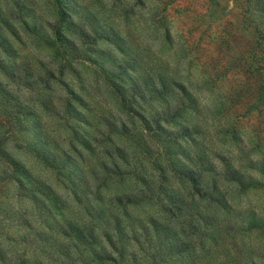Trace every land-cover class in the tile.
Wrapping results in <instances>:
<instances>
[{
    "label": "rangeland",
    "instance_id": "rangeland-1",
    "mask_svg": "<svg viewBox=\"0 0 264 264\" xmlns=\"http://www.w3.org/2000/svg\"><path fill=\"white\" fill-rule=\"evenodd\" d=\"M66 2L78 32L67 31L68 36L86 51L87 39L80 35L89 34L96 49L91 59L79 58L72 66L50 44L48 22L58 19L54 0H0V37L8 40L6 47L0 45V139L53 185L65 205L61 212H48L31 199L30 190L4 178L0 167V264H73L75 257L77 264H94L87 251L83 259L64 256L57 218L63 211L62 219H73L79 208L91 212L99 205L125 211L126 231L152 216H168V225L161 219L163 236L165 226L183 229L187 235L182 237L197 247L194 254L201 243L211 248L209 256L217 264H264V0ZM104 69L109 79L113 72L120 74L118 83L146 92L161 79L186 86L187 98L177 91L169 96L173 105L182 102L186 108L164 123L175 131L191 129L180 138L184 155L170 156L144 124H132ZM68 96L83 121L67 110ZM155 103L165 107L161 98ZM144 111L149 115L152 107L144 105ZM123 119L134 139L111 131V123ZM76 130L92 141L89 149ZM106 145L109 157L103 158ZM118 146L125 149V160L115 152ZM32 147L62 157L65 151L62 169L72 173L73 181L58 176ZM171 158L181 173L171 170ZM234 170L245 183L252 178L258 184L242 189L227 177ZM194 179L202 189L198 193L216 187L215 195H226L224 208L206 196L198 199ZM141 189L144 199L137 203L111 200ZM171 199L175 208L166 213ZM135 247L129 246L122 264H147L142 256L130 261Z\"/></svg>",
    "mask_w": 264,
    "mask_h": 264
},
{
    "label": "trees",
    "instance_id": "trees-1",
    "mask_svg": "<svg viewBox=\"0 0 264 264\" xmlns=\"http://www.w3.org/2000/svg\"><path fill=\"white\" fill-rule=\"evenodd\" d=\"M54 2L57 6L58 19L54 22H48V26L52 31L51 37H53L50 39V44L57 50L58 56L66 66H72L79 58L91 59L92 57L90 54L96 53V49L93 46L95 44V39L89 40L92 38L89 34L80 35L81 38L87 39L84 40L83 43L89 45L86 51L82 49L78 40L75 37L70 38L67 34V31L72 34L73 32L78 34V32L75 27L76 25L70 20L71 12L69 8H67L68 4L66 0H54ZM90 32L95 33L97 30L92 29ZM42 36L44 39V34H42ZM102 37L109 39L107 35ZM0 38V45L6 47L8 40L5 39V37ZM114 38L117 39L116 36H114ZM104 56L105 54H103L102 58L105 60ZM63 63H61V71L64 69ZM119 68L121 69L120 72L123 74L125 71L122 69V63H119ZM103 74H105L108 83H110L112 89L120 98V105L126 113L127 118L132 120V124H136V122L144 124L145 129L149 131L154 138L166 145L167 153L170 156H174L177 153L185 154L183 150L181 152L179 151L183 148V145L180 144V138L189 135L191 129L186 126L183 129L175 131L164 125L165 122L171 123L173 119L177 117L180 110L186 108L187 105H183L182 102L173 105L171 99H169L171 94L175 96L176 91L183 99L187 98L188 94L185 85L161 79L160 82H155L150 85L148 87L150 89L149 92H146V90H144L145 87H127L122 83H118L116 77L120 74L117 75V73L113 72L110 75V79L109 70L104 69ZM68 97L70 101L71 98L70 96ZM71 97L75 100L77 99V97ZM157 98H161L165 107H159L155 103ZM69 101L67 103V110H69V113L71 115L73 114V116L80 121H83L81 113L73 106L75 102L70 101L69 103ZM144 105L152 107L151 114L147 115L145 113ZM110 126L111 131L115 134H122L126 135L128 138H135L134 134L130 131L131 128L127 120L123 119L120 124L112 122ZM77 133L79 142L83 144L85 148L89 149L92 141L80 131H77ZM6 141V139H0V167L2 174H4V178H8L13 182L15 181V183L18 184L16 185L23 189L30 190L32 192L31 199L35 202H39L43 207H46L48 212H53V214H56L57 211L61 212V210L65 208V205L61 197L56 195L53 185L31 172L22 161H19L18 158L10 152ZM174 145L177 146V148ZM32 150L36 152L40 160L47 163L48 166L53 167L58 176L69 178L73 181L72 173L62 169V164L66 162L65 157L68 156H66L65 151H63L62 157V153H54L51 155L40 150L38 147H32ZM115 152L119 153L123 160L128 157L125 149L122 147L118 146ZM101 153H103V158L109 157V146L106 145ZM115 162L117 169L119 164L117 160H115ZM169 162L173 172L181 173V171L176 168L172 158ZM262 166L260 172L264 175V163ZM234 171V175L231 173V177L228 175L227 177L231 182L238 184L242 189L251 188L258 184L252 178H248L249 181L245 183L243 175L237 170ZM186 176L189 177V175ZM193 183L194 192L198 193L202 191V189H199V179H194ZM215 189L217 188L215 187ZM215 189L209 188L210 192L206 195H204L205 193H198V199H205L203 197L206 196L209 203L214 202L215 206H222L224 208L226 205L225 202H227V196L222 193H220V195H215V193H213ZM144 195V190L141 189L140 192L136 194L126 195L127 199H124L125 196L123 195L116 196L111 200L117 203H122L123 200L125 203H137L138 200L144 199ZM184 199L185 198L182 197L181 200L183 201ZM194 199L196 198L192 196L191 201H194ZM174 202L175 200H169V204L164 207L163 210L166 213L171 212V210L175 208L172 205ZM182 208L184 207L181 206L178 209L182 210ZM72 209L77 210L76 208ZM88 209L89 208L86 209L87 211H83L82 208H79L77 213L73 211L77 216L76 218L73 217V219H62L61 217L64 215L63 211L59 214L60 217L57 218L59 232L63 239L62 241H64L65 249L67 248L65 255L61 253L66 258H69L71 255H73L74 258V254H77L79 258L83 259L84 253L87 251L92 254L91 259L94 264H107L110 261L113 263L116 262V260L119 261L118 264H122V258L125 257L129 251V246L133 245L136 247L135 250L129 253L131 255L129 258L131 262L137 261L138 256H142V259L147 264H217V261H214L211 255L209 256L211 248L205 247L201 245V243H199L200 246L198 247L200 249L199 253L194 254L195 251H197V247L195 248V243L192 245L186 237H182L187 235L186 231H183V229L182 231H174L172 226H165V235L163 236L162 225L165 224L161 223V219H164L168 225L171 223V218L168 216L162 214L159 217L152 216L140 226L135 225V229L126 231V224H123V221L126 219V215L124 214L125 211L123 214H119L117 211H109V206L104 207L103 205L94 207L91 212ZM197 215L198 217H202L200 213H197ZM130 225L132 227L134 224ZM193 226H195V224ZM215 238L216 234L212 236V242H214ZM80 253H83V255L80 256ZM77 260L78 258L75 257L73 264H77ZM218 264L222 263L219 262Z\"/></svg>",
    "mask_w": 264,
    "mask_h": 264
}]
</instances>
